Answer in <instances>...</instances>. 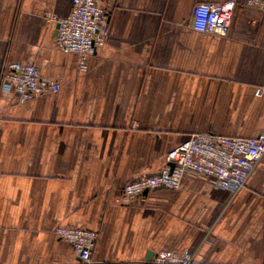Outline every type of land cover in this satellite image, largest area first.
Listing matches in <instances>:
<instances>
[{"label": "crops", "instance_id": "crops-1", "mask_svg": "<svg viewBox=\"0 0 264 264\" xmlns=\"http://www.w3.org/2000/svg\"><path fill=\"white\" fill-rule=\"evenodd\" d=\"M228 1L109 0V36L83 56L58 47L51 19L72 0H0V74L21 61L61 83L26 102L0 90V264H76L59 226L98 231L94 257L111 264L162 249L264 264V157L236 193L186 173L122 201L191 134L264 126V11L235 0L227 36L191 25L196 4Z\"/></svg>", "mask_w": 264, "mask_h": 264}, {"label": "built area", "instance_id": "built-area-1", "mask_svg": "<svg viewBox=\"0 0 264 264\" xmlns=\"http://www.w3.org/2000/svg\"><path fill=\"white\" fill-rule=\"evenodd\" d=\"M109 0H72L64 17L51 16L58 24L56 41L65 52L93 55L109 36ZM247 4L264 11V0H246ZM235 0L201 2L194 6L191 25L198 31L227 36L233 19ZM61 83L43 77L31 63L10 61L0 74V90L13 93L21 102L44 94L56 93ZM264 93V84L257 94ZM264 157V126L255 137H233L213 132L193 133L166 156V165L156 175L145 176L122 187V201L131 202L152 189L178 190L186 173L207 176L218 187L238 192ZM174 163V167L171 164ZM55 234L69 243L76 255V264H111L94 257L99 233L84 227L59 226ZM130 264H195L191 252L179 253L162 249L152 257Z\"/></svg>", "mask_w": 264, "mask_h": 264}, {"label": "water", "instance_id": "water-1", "mask_svg": "<svg viewBox=\"0 0 264 264\" xmlns=\"http://www.w3.org/2000/svg\"><path fill=\"white\" fill-rule=\"evenodd\" d=\"M57 28H58V24H57ZM57 33V32H56ZM171 167L173 168L174 167V163L171 164ZM150 258V257H149Z\"/></svg>", "mask_w": 264, "mask_h": 264}]
</instances>
